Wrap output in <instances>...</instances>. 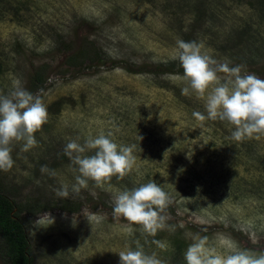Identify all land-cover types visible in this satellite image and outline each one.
I'll return each instance as SVG.
<instances>
[{"label":"rangeland","instance_id":"obj_1","mask_svg":"<svg viewBox=\"0 0 264 264\" xmlns=\"http://www.w3.org/2000/svg\"><path fill=\"white\" fill-rule=\"evenodd\" d=\"M178 39L264 79V0H0V94L19 78L49 113L38 145L14 142V166L0 171V191L35 211H23L35 264H120L137 242L164 264H187L194 233L222 255L264 252V136L238 142L227 121L193 116L207 115V93L182 94ZM101 132L135 145L136 167L58 197L79 174L66 144ZM149 181L172 200L155 236L112 217L119 191ZM44 213L54 223H36Z\"/></svg>","mask_w":264,"mask_h":264},{"label":"clouds","instance_id":"obj_2","mask_svg":"<svg viewBox=\"0 0 264 264\" xmlns=\"http://www.w3.org/2000/svg\"><path fill=\"white\" fill-rule=\"evenodd\" d=\"M174 59H178L183 69V95L195 93L199 98L206 97L207 115L194 112L193 116L205 120L227 121L235 130L231 137L235 141L264 136V79L254 73L246 72L243 65L229 66L220 63L207 54L203 43L197 41L177 40ZM225 74L222 77L219 74ZM49 113L42 98L28 91L19 78L12 80L9 94H0V171H9L14 166L12 147L14 142L22 143L21 150L27 152L38 145L35 133L48 123ZM112 133L101 132L93 137L88 136L83 143L70 140L64 154L68 156L75 176L74 184L64 183L56 189V195L67 199L70 190L79 194L87 188L88 181L103 187L113 176L123 179L136 167L135 145L117 144ZM93 155H86L89 151ZM42 173L49 170L42 165ZM172 203L171 197L155 181L141 184L130 190L119 191L115 195L112 217L123 218L140 226L142 233L155 236L158 231L167 227L168 217L165 212ZM88 220V219H87ZM36 223L51 225L54 219L50 213H44ZM73 219V224H75ZM89 222V220H88ZM192 243L188 246L184 258L187 264H264V252L236 250L222 255L209 247L208 237L199 233L190 234ZM158 247L164 245L153 241ZM120 264H164L155 253L146 254L143 246L137 242L135 250L128 248L119 253Z\"/></svg>","mask_w":264,"mask_h":264},{"label":"trees","instance_id":"obj_3","mask_svg":"<svg viewBox=\"0 0 264 264\" xmlns=\"http://www.w3.org/2000/svg\"><path fill=\"white\" fill-rule=\"evenodd\" d=\"M35 78L32 80L33 87ZM40 84L42 83L38 80ZM39 84V85H40ZM37 85V87H40ZM45 207H41L44 209ZM68 208V211H71ZM25 213H35L23 202L16 203L0 191V256L5 264H35L29 236V225Z\"/></svg>","mask_w":264,"mask_h":264}]
</instances>
